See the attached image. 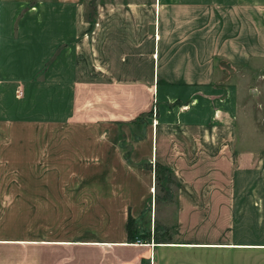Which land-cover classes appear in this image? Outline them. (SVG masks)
<instances>
[{
    "label": "crops",
    "instance_id": "0c3cea01",
    "mask_svg": "<svg viewBox=\"0 0 264 264\" xmlns=\"http://www.w3.org/2000/svg\"><path fill=\"white\" fill-rule=\"evenodd\" d=\"M19 3L8 14L13 25L0 30L3 110L23 112L30 125L38 87L40 123L87 132L73 145L88 149L87 160L106 162L97 153L119 146L129 154L120 155L118 194L113 185L54 189L56 206L64 194L90 197V208L95 195L105 205L119 197L115 214L105 210L101 221L79 223L77 199L63 209L77 219H45L42 189L24 192L23 235L0 233V264H264V239L255 220L240 218L239 203L240 173L247 172L242 188L254 193V164L264 153L241 155L233 105L210 86L223 83L219 61L253 69L264 62V0H94L87 19L80 0ZM19 39H30V48L19 50L17 76ZM52 148L56 163L58 140ZM155 165L175 180L170 216L171 205L156 197ZM32 195L41 197L37 212ZM128 214L146 237L127 239ZM156 226L169 231L155 236Z\"/></svg>",
    "mask_w": 264,
    "mask_h": 264
},
{
    "label": "rangeland",
    "instance_id": "374dc122",
    "mask_svg": "<svg viewBox=\"0 0 264 264\" xmlns=\"http://www.w3.org/2000/svg\"><path fill=\"white\" fill-rule=\"evenodd\" d=\"M6 1L8 0H0L1 32H3V28L6 30L10 29V23L13 25L15 22V19L13 22L12 20H8V14L10 16L15 15V12L24 4L19 2L27 1L30 6H34L41 1L49 0H9V4ZM12 1H17V3H12ZM80 2L83 6L85 18L87 19L89 13L93 11L94 0H80ZM28 4L24 7L28 8ZM23 11L24 9H22L21 13H17V19L22 17ZM23 42V39H19L16 43L12 44V51L16 52L15 60L12 61V64L14 70L17 71V76H19L21 73L20 70L22 69L18 65L20 62L16 61L17 58L21 59L22 57L19 50H22L24 46L30 48V39H28L26 44L20 45ZM6 49V44H3L1 36L0 72L2 65L6 61ZM260 64L261 66L256 69L249 68L248 64L232 68L227 63L219 61L217 62V69L218 73L223 76V83L210 85L222 90V95L220 94V96L225 100L229 99L233 105V114H235L234 124L239 140H241V147L239 148L241 155L251 149H254L257 153H264V62H260ZM11 69L13 71L12 67ZM22 75L23 73L21 74L23 78ZM233 77H236L234 82L232 80ZM5 100L6 98H4L0 89V233L8 236L23 235L24 192L28 191L29 188H31L32 193H39L40 189L45 193L42 197L44 200L42 202V212L44 218L48 220L56 218L55 213L57 214V218L71 219L72 214L74 219H77V213L63 211V209L69 210V207L72 206V199L79 201V223H84L87 219H95L96 222L101 221L105 218V215H109V213L104 212L105 210H111L112 215H114L115 202L119 197L113 196L109 204L105 205L103 197L95 195L93 197L95 199V206L90 208L87 204V200L90 197L64 194L58 196L60 201L59 205L56 206L54 201L57 196L54 195V189L57 187L62 189L96 187L99 189L113 185V191L118 194L120 190L119 173L120 168L123 167L120 155L126 159L129 154V148L119 146L118 149H114L113 155L110 153H97V155L103 156L107 160L106 162L97 159L94 160V157L87 160L88 149L79 145L73 146L75 142L82 144V141L87 140V132L83 133L71 130V126L65 128L62 125L57 127L55 125L40 123L38 87L37 90L33 91L31 108L32 122L30 125L24 123L23 112L19 116L17 115V110L15 112L13 110L11 113H7L6 110L4 111ZM26 102H29L27 98ZM21 105L23 109V100ZM56 127L58 128L57 132L55 131ZM101 137L98 134L97 138ZM108 138V136H104L103 139L108 140ZM54 140H58L59 149V158H57L58 162L56 163H54V158L51 157V153L53 152L52 143ZM28 141L30 144H28ZM248 144L250 146L249 148L247 147ZM243 161L247 163V158H243ZM147 167V165H144L143 168L148 169ZM245 167V164H241V170ZM254 168V176L251 178V180L255 181L253 185L255 188L254 193L251 191L247 192L248 189L242 188L247 183V172L240 173V218L244 220H255L257 224L256 237L257 239H264L263 157L257 159ZM156 174V197L159 200L163 198V202L171 205L168 212L167 210L164 212L165 216H170L174 203L175 180L170 173L165 171L160 170ZM151 189L153 191V187ZM62 193L60 191V194ZM40 198V196L32 195L36 212L40 209ZM55 210L58 212H55ZM37 214L39 212L35 215ZM145 214L146 211L141 215L140 221ZM35 215L33 212V226ZM134 223L133 226L136 231L134 237H141L143 235L142 233L147 232L145 227L142 230L137 228L136 220H134ZM139 227L141 226L139 225ZM156 227L158 230L155 236H164L169 231L165 227ZM33 230L34 228H32Z\"/></svg>",
    "mask_w": 264,
    "mask_h": 264
},
{
    "label": "trees",
    "instance_id": "16d2710c",
    "mask_svg": "<svg viewBox=\"0 0 264 264\" xmlns=\"http://www.w3.org/2000/svg\"><path fill=\"white\" fill-rule=\"evenodd\" d=\"M165 171L167 173H169L167 170H165L164 168H162L161 166L159 165H155L154 167V174H155V178H156V173L157 171ZM126 231H127V239L128 240H133V237H134V234L136 233L134 227H133V221L132 219L130 218V215L128 214L127 216V220H126ZM147 236V233H144L140 238L142 237H146Z\"/></svg>",
    "mask_w": 264,
    "mask_h": 264
}]
</instances>
